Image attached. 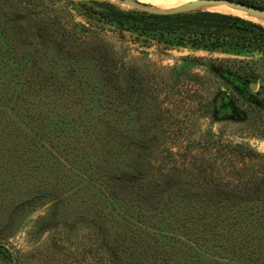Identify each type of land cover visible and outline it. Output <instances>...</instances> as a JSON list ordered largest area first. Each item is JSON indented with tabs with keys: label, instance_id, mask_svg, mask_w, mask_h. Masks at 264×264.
Instances as JSON below:
<instances>
[{
	"label": "rangeland",
	"instance_id": "obj_1",
	"mask_svg": "<svg viewBox=\"0 0 264 264\" xmlns=\"http://www.w3.org/2000/svg\"><path fill=\"white\" fill-rule=\"evenodd\" d=\"M16 1L0 0V31L8 39L6 42L0 33V245L10 253L0 255V264H114L115 254L102 244L113 249L125 242L129 249L123 244L124 250L118 252L121 264H143L139 261L146 256L144 264H151L156 244L168 248L162 245L167 243L165 237L171 241L182 237L174 239L170 264L252 263L253 254L248 255L247 248L257 247L260 253V244L250 243V232L264 227V209H258L256 219L243 221L233 216L242 213L240 209L202 203L197 195L190 200L188 179L194 177L188 174V146L190 155L204 152L203 142L213 133L222 141L264 155V52L235 55L170 46L102 18L94 12L97 8L89 10L91 0L41 1L57 10L51 16L59 13L61 19L85 25L86 30L79 28L78 34L104 40L100 54L105 58L93 59L90 53H69L65 48L64 52L54 47L41 49L29 42L19 44L18 36L13 39L12 7ZM108 1L121 10H134L117 0ZM252 1L264 5V0ZM227 7L226 12H218L264 25V16L258 13L255 16L239 7ZM61 53V60L53 63ZM26 54L31 70L55 67L57 81L52 74H44L38 79H42L41 87L35 90L19 81L14 73L22 67L21 57ZM109 67L114 73L130 68L138 74L141 93L131 106L117 103V90L106 79ZM153 133L156 139L148 143L150 151L141 158L145 170L153 171L146 168L148 164L175 163L180 172L174 180L183 190L169 192L150 208L139 209L136 215L142 217L141 224L150 227L142 228L117 215L111 218L110 209H103L105 201L95 193L98 187L84 175L102 180L104 190L119 193L114 182L123 171L122 163L101 156L99 147L107 142L117 147ZM193 139L199 142L191 144ZM119 148L131 164L129 148ZM169 149L177 151L178 157L170 156ZM201 157L205 163L217 160L212 155ZM200 158L197 156V162ZM170 174L158 173L157 180ZM120 203L129 208L128 213L137 210V202L129 196ZM96 208L108 215L106 223L102 220L101 234L93 224ZM202 214L210 217L203 232L197 220ZM126 223V231L120 233ZM190 226L203 235L188 232ZM140 227L147 230L148 244L134 239V230L138 232ZM188 237H197V247L206 254H193Z\"/></svg>",
	"mask_w": 264,
	"mask_h": 264
},
{
	"label": "trees",
	"instance_id": "obj_2",
	"mask_svg": "<svg viewBox=\"0 0 264 264\" xmlns=\"http://www.w3.org/2000/svg\"><path fill=\"white\" fill-rule=\"evenodd\" d=\"M237 1L264 9V5L256 1ZM12 8H15V14L11 21V34L13 39L15 36L20 37L19 44L30 43L41 49L54 47L57 49L56 51L63 50L62 52H64L62 48H65L69 53L77 50L76 53L78 54H92L93 59L106 57L100 54L102 51L101 47L105 45L104 40L100 38L96 40L90 35L78 34L77 30L79 28L86 30L85 25H80L74 20L70 21L68 18L66 20L61 19L58 16L59 13L51 16V12L57 10L46 6L41 0H18L14 2ZM88 8L89 10L97 8V11L94 12L102 18L116 23L121 28L137 32L139 35H150V38L165 42L170 46L219 51L235 55H241V53H248L249 51L264 52V27L233 14L198 10L156 15L138 10L124 11L107 0H91ZM60 12L63 13L62 10ZM0 33L3 36V31H0ZM3 38L8 42L7 38L4 36ZM57 39H60L61 42L57 43ZM13 53L15 52H11V57L17 59L13 56ZM61 55L62 53L60 55L56 54L53 63L60 61ZM29 60L30 57L27 54L21 57L22 67L18 70V73H14V76L19 77V81H24L28 88L35 90L36 87H41L42 79L40 81L38 79L47 73L50 77L51 74L53 75V81H57L59 75H57L58 70L55 67H37L35 70L33 68L31 70L27 67ZM109 69L111 67L105 69L110 74L107 75L106 79L117 90V103L131 106L137 99L136 96L141 93L138 74L136 75L130 68L126 70L121 68L118 73L110 72ZM122 72L126 73L124 78H120L122 77ZM127 75L130 76L127 77ZM221 96L224 97V94L221 93ZM126 97L127 99L125 100ZM133 110L135 111L136 109ZM155 119L156 117L153 115L152 120ZM153 139H156V133L149 136L146 135V137L141 136L138 140H127L122 143L124 145H119L129 148L130 160L133 159L131 164H129L119 146L116 147L112 143L107 142L99 147L101 156L115 163H122L121 168H123V171L116 178V182H114V186H117L119 193L104 190L102 180L93 177V175H84L85 180L98 187L95 193L105 201V208L103 209H110L108 212L111 218L117 215L123 221H132L133 224L138 223L142 228L150 227L141 224L142 217L136 215L139 209H146L145 206L150 208L153 204L160 202L163 199V195L169 192L183 190L181 187H177V182L174 180L176 173L180 172V168L175 163H172V165H167L166 163L160 167L148 164L146 168H153V171L149 173L148 170H145V163L141 158L146 156V151H150L151 147L148 146V143L153 142ZM195 142L197 143L199 140L193 139L190 143L193 144ZM203 149L204 152L190 155L192 152L191 146H188V174L194 177V179H188V196L190 195V200L197 195L202 199V203L205 202L216 206L223 203L227 205L228 209L242 210V213H233V216L238 220L250 221L256 219V215L259 212L258 209H264V155L239 143L222 141L213 133L210 134L205 143L203 142ZM71 153L72 151L68 152V154ZM168 154L178 157L177 151L169 149ZM202 154L203 156L212 155L217 160L213 162L209 160L205 163L203 157H201ZM197 156L201 157L198 162ZM191 158H194L196 162L194 163L190 160ZM167 162H171L169 158ZM124 166L126 167L124 168ZM164 171L171 173L170 176L157 180V174ZM126 196L137 202V210L134 213H128L127 209L129 208L124 209L120 203ZM155 199L158 201H155ZM101 209H94L92 215L97 234L103 232L102 220L104 223L108 220L107 212ZM261 214L262 212L259 216ZM197 220L201 225V232H203V227L209 224L210 217L208 214H202ZM127 223L122 224V232L120 233L126 231L124 227H126ZM142 228L138 232L134 230L136 232L134 239L137 242L142 241L148 244L145 237L147 230L145 231ZM198 229L190 226L188 227V232H197V236L199 233L203 235ZM172 232H175V230L173 229ZM178 233L182 232L178 229ZM250 234L252 236L250 243L255 245L254 242L259 241L260 244V253L257 247L254 249H251V247L247 248V254H253L252 263L250 264H264V227L259 232H250ZM257 234L258 236H256ZM165 238L167 243L162 245L168 248H163L156 244V250H153L152 256H150L151 264H170L173 261L175 252L173 248L176 245L174 239L181 240L182 237H174L172 241L167 237ZM119 239L120 237L116 240ZM186 240H188V249L193 254H206L197 247V237H188ZM123 244L129 249L126 242ZM123 244L122 246L121 244L115 245L113 249L110 244H102L112 256L113 253L115 254L114 258L116 261L113 259L114 264H121L118 252L122 249L124 250ZM0 255L10 256L9 250L0 245ZM146 257L139 262L144 264Z\"/></svg>",
	"mask_w": 264,
	"mask_h": 264
},
{
	"label": "water",
	"instance_id": "obj_3",
	"mask_svg": "<svg viewBox=\"0 0 264 264\" xmlns=\"http://www.w3.org/2000/svg\"><path fill=\"white\" fill-rule=\"evenodd\" d=\"M109 2H111V1H109ZM205 2H218V3L226 4L229 6L239 7L242 10H245L248 12H259V13L264 15V9L250 5V4L242 3V2L237 1V0H195V1H192L189 3H185L183 5H180L178 7H175L173 9H169V10H162V9L153 8L152 6H149V5L144 4V3H140L136 0H127V5H130L134 10H138V11L149 13V14L168 15V14H176V13L198 11V10L208 11V10L198 9L199 5L202 3H205ZM213 12H218V11H213ZM221 13H224V12H221ZM226 14H228V13H226Z\"/></svg>",
	"mask_w": 264,
	"mask_h": 264
},
{
	"label": "bare ground",
	"instance_id": "obj_4",
	"mask_svg": "<svg viewBox=\"0 0 264 264\" xmlns=\"http://www.w3.org/2000/svg\"><path fill=\"white\" fill-rule=\"evenodd\" d=\"M120 3H125L127 4V0H117ZM140 3L142 2H147L149 5H151L153 8H157V9H162V10H169V9H173L175 7H178L180 5H183L185 3H189L195 0H136ZM200 8L202 9H206V10H220V11H225L228 10L229 8L227 7L226 4H221L218 2H205L199 5ZM235 8V7H234ZM237 8V7H236ZM235 8V9H236ZM235 9H233V11H236ZM241 9V8H240ZM239 9V10H240ZM231 11V10H230ZM229 12V11H228ZM241 12H243V10H241ZM230 13V12H229ZM228 13V14H229ZM253 14L258 13L262 16H264L263 14L259 13V12H251ZM240 15V14H239ZM237 16V15H236ZM242 16V14H241ZM256 16V14H255ZM250 17V16H249ZM251 18V17H250ZM259 18V17H257ZM261 21V20H260ZM259 21V22H260ZM258 22V21H257ZM261 25V24H260ZM264 26V25H263Z\"/></svg>",
	"mask_w": 264,
	"mask_h": 264
}]
</instances>
